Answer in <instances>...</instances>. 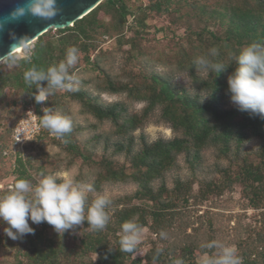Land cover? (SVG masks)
I'll list each match as a JSON object with an SVG mask.
<instances>
[{
	"label": "trees",
	"instance_id": "16d2710c",
	"mask_svg": "<svg viewBox=\"0 0 264 264\" xmlns=\"http://www.w3.org/2000/svg\"><path fill=\"white\" fill-rule=\"evenodd\" d=\"M139 1L136 5H129L125 0H103L71 26L55 29L54 38L47 35L51 29L40 35L32 42L24 57L15 59L13 54L8 56L14 58L15 63L11 65L15 69L4 72L1 67L4 63L9 64V61L6 59L0 63V97L8 89L19 91L25 97L24 106L31 105L38 119L43 116L46 108L59 112L61 110L63 115L69 117V110L65 105L69 102L76 103L80 112L92 118L93 122L88 123L87 127L94 133L92 131L84 140L77 139L76 135L86 129H82L69 117L72 131L62 138L56 135L52 138L67 153V161L80 157L86 166L94 168V177L90 182L94 191H100L103 184H136L137 188L133 193L110 199L107 211L112 214L103 230L93 231L87 221L82 223L90 230L80 238V244L85 250L97 254L95 264H175L176 260H183L184 264H198L194 251L197 249L201 254L205 251L211 254L213 248L206 249L194 240H187L178 246L180 255L175 261H165L164 258L172 254L176 246H173L172 251H169V245L159 249L152 247L141 256L137 255V247L132 253L121 251V225L138 217L137 223L143 227L148 226L162 240L160 234L172 227L175 220H181L176 199L184 195L181 194L182 190L188 192L190 188L189 178L181 179L178 176L173 179L174 196H167L170 191L164 178L177 167L179 157L192 175L200 162V150L210 146L220 154H226L235 147L236 160L240 158L239 146L251 136L261 141L257 154L259 162L252 164L242 157L237 176H240L239 182L250 189V206L255 209L264 207V118L240 111L235 104L228 107L231 100L227 83L228 77L238 66L236 57L242 48L252 43L264 44V0ZM162 11L175 12L178 20L187 25L189 38L194 39L190 44L192 53L183 51L180 54L174 53L172 57L175 66L186 72L191 85L189 88L175 83L168 75L150 67L149 60H156L141 51L135 43V38L146 27L147 12ZM107 16L109 20L104 21ZM196 25L197 30L191 29ZM125 29L133 30L135 35L121 42H127L129 47L120 49L123 58L119 73L110 71L111 64L101 65L99 58L90 63V54L97 47L99 38L115 36L118 42L124 38L122 35ZM69 47H76L82 61L95 68L97 74L93 79L100 92L124 93L128 99L144 100L147 103L144 112L152 110L155 105H161L162 118L169 124L174 136L171 139L160 137L150 143L140 136V147L134 151L135 139L132 133L141 125L143 115L127 113L121 102L103 103L84 88L76 91L58 89L47 101L36 103L35 85H29L24 80V72L32 66L47 69L58 64L65 59ZM200 57L213 64H222L225 70L221 73L212 69L203 70L196 63ZM75 68L76 66L70 69V73ZM23 115L21 113L17 121ZM106 121L111 127L106 131L100 130L98 125ZM48 133L50 131L42 127L41 135ZM9 136L11 138V131ZM38 138L39 134H36L30 139V145L36 143ZM98 149L101 151L100 155H96ZM4 150L0 148V152L6 155ZM120 155H123L128 166L118 163L117 157ZM31 158L33 156L14 153L13 167L17 175L15 181L28 180L27 168L32 167ZM35 171L40 174L41 179L47 175L43 163L36 166ZM159 180L162 182L157 185ZM204 187L208 192L217 189L215 183ZM185 197L182 198L184 202ZM92 200L90 199V203ZM90 203L88 200V204ZM31 227L34 234L25 238L28 244L24 253L28 263L25 264H56L57 255L61 251L58 246L61 243L47 235V229H54L53 226L42 222L39 227ZM109 232L113 234L111 243L106 235ZM237 255L242 258V264H264V233L255 232L254 239L246 242L244 249ZM17 264L23 263L18 261Z\"/></svg>",
	"mask_w": 264,
	"mask_h": 264
},
{
	"label": "rangeland",
	"instance_id": "374dc122",
	"mask_svg": "<svg viewBox=\"0 0 264 264\" xmlns=\"http://www.w3.org/2000/svg\"><path fill=\"white\" fill-rule=\"evenodd\" d=\"M129 5H136L139 0H125ZM212 1V0H210ZM109 17H105L104 21H108ZM145 28L140 31V34L135 38V43L139 46L141 51L151 55L156 61L150 62V67L156 71L168 75L175 83H181L183 86L189 88L190 82L186 76L185 71H181L175 66V61L172 59L173 54H180L183 51L192 53L191 41L194 40L188 36V28L186 24L178 20L177 14L173 11H162L160 13L147 12L145 17ZM198 29V25L191 28ZM55 29L48 32V37H55ZM135 35L133 30H124L121 40L118 42L115 36L101 37L98 40L97 47L90 54L89 61L92 63L94 59L99 58L100 64H111L110 71L119 73L122 62V52L129 47V44L121 43L122 40L129 39ZM121 43V44H120ZM32 43L22 48L21 52L14 53V58L19 59L24 57ZM76 68L71 72L74 73L80 83L79 88L88 90L92 95H96L98 99L106 104L121 102L127 113H136L143 115L141 125L133 131L135 143L133 145L134 151L140 147L138 142L139 137H143L147 143L153 142L157 138L171 139L174 136L169 124L163 120L161 115L162 106L155 105L152 110L144 112V107L147 103L142 101H135L126 98L124 93H107L98 90L94 76L97 72L92 64H85L79 55ZM4 72H11L14 69L12 65L5 64L1 67ZM62 91V89L60 90ZM25 98L22 93L15 89H8L3 92L0 97V148L5 149V154L0 152V197L12 190L15 184V177L13 161L14 153L20 152L21 155H30L32 167L27 168L29 174L28 180L36 185L40 182V174L35 171V167L43 163L47 175L65 171L69 174V178L74 181L91 182L94 177V168L86 166L80 157L72 158L71 162L67 161V153L62 150L52 140L53 133L48 135H41L40 126L39 138L36 143L30 145L27 142L24 145H16L10 136L17 125V117L24 114L28 106H24ZM232 102L228 103V107L233 106ZM30 106V105H29ZM68 108L70 118H73L75 124L79 125L83 130L77 134L76 138L84 140L90 136L93 130L87 127L88 123L93 122L92 118L79 111L78 105L74 102H69L65 105ZM61 112V110H60ZM37 115V114H36ZM38 117V116H37ZM100 130H108L111 126L109 122H103L98 125ZM94 133V131H93ZM116 138V136H115ZM260 139L250 137L248 140L239 146L238 155L240 158H235L236 148H232L226 154H220L215 148L207 146L200 150V162L192 175L182 162L181 157L177 161V167L166 174L164 182L172 195L175 194L173 179L180 176L181 179L189 178V190L184 192L180 198L176 199L178 202V209L180 210L181 220H175L172 227L168 228L164 233L162 240L158 239L154 233L150 231L148 226L143 227L144 231L140 238V243L136 246L138 248L137 255L141 256L146 250L150 248H161L169 245V251L173 246L176 250L172 254H168L165 259L175 261L179 257L180 252L178 246L185 243L187 240H193L199 245H205L212 241H220L227 245L234 246L237 253H240L246 242L254 239V234L257 231L264 233V207L253 208L250 206V189L246 188L244 184L239 182L237 176L241 165V158L244 157L247 162L257 164L259 162L257 154L260 147ZM13 143V144H12ZM100 149L96 150V155H100ZM237 155V154H236ZM237 157V156H236ZM96 158H98L96 156ZM232 160V163L231 161ZM119 164L123 163L128 166L127 161L123 159V155L117 157ZM46 175V176H47ZM163 180V179H162ZM158 181L157 185L162 182ZM215 183L217 189L213 192H208L204 185ZM137 188L135 183L126 182L118 184H103L100 191L95 193L107 192L109 198L121 197L129 195ZM187 194V195H185ZM186 196V197H185ZM185 197L186 201H182ZM90 199H94V194H89ZM138 203L137 201H133ZM150 203V202H149ZM177 209V208H176ZM86 214V213H85ZM112 212H109L111 215ZM30 227L32 225L39 227L40 224H33L29 220ZM9 225L6 222L0 221V264H17L18 261L25 264L28 259L24 254L27 251L26 234L16 240L9 238L4 229ZM87 226L82 224L65 232L57 233L54 229H47V235L53 236L57 243H61V251L57 255L56 264H95L97 261V254L85 250L80 244V238L88 230ZM182 229V230H181ZM107 239L111 243L113 241V234H107ZM190 236V237H188ZM189 238V239H188ZM240 246V247H239ZM218 250L213 248L212 253ZM171 253V252H169ZM195 258L199 261L201 253L196 249L194 251ZM211 253V254H212Z\"/></svg>",
	"mask_w": 264,
	"mask_h": 264
},
{
	"label": "clouds",
	"instance_id": "9594fccd",
	"mask_svg": "<svg viewBox=\"0 0 264 264\" xmlns=\"http://www.w3.org/2000/svg\"><path fill=\"white\" fill-rule=\"evenodd\" d=\"M60 12L57 0H25V3L13 8L7 17L0 20V30H3L5 24L29 15L51 20ZM29 41L21 40L19 47H26ZM79 54L76 47H69L65 59L58 64L47 69L32 66L24 72V80L29 85H35L36 103L47 101L58 89L78 90L80 81L74 73H70V69L78 63ZM6 59L10 66L15 63L14 58L5 56L0 57V63ZM196 63L205 71L212 69L221 73L225 70L222 64L210 63L204 57L198 58ZM236 63L238 66L227 81L231 102L240 111L264 118V44L252 43L242 48ZM39 123L58 138L72 131L71 119L53 108L44 109ZM90 193L94 194V199L88 204ZM110 204L107 192L95 193L92 183L74 181L67 172L58 171L45 176L36 185L29 180L18 179L12 190L0 197V221L9 225L4 231L13 240L34 234L29 220L37 225L47 222L57 233L73 229L85 221L93 231H99L110 221L107 211ZM137 220L138 217H133L121 225L119 243L123 252H134L140 243L144 228ZM160 235L163 237L166 234L162 232ZM202 247L218 251L212 254L203 252L198 264H242V258L237 255L234 246L212 241ZM175 264H184V261L176 260Z\"/></svg>",
	"mask_w": 264,
	"mask_h": 264
},
{
	"label": "water",
	"instance_id": "95a60500",
	"mask_svg": "<svg viewBox=\"0 0 264 264\" xmlns=\"http://www.w3.org/2000/svg\"><path fill=\"white\" fill-rule=\"evenodd\" d=\"M101 1L103 0H57V6L61 12L51 20L29 15L5 24L3 30H0V57L14 54L13 49L19 46L21 40L30 39L27 43L29 45L49 29L71 26ZM23 3L25 0H0V20L7 17L13 8Z\"/></svg>",
	"mask_w": 264,
	"mask_h": 264
},
{
	"label": "built area",
	"instance_id": "2783aa9c",
	"mask_svg": "<svg viewBox=\"0 0 264 264\" xmlns=\"http://www.w3.org/2000/svg\"><path fill=\"white\" fill-rule=\"evenodd\" d=\"M39 129V119L33 107L30 105L27 107L24 115L18 120L17 125L12 131V140L16 145L21 146L38 134Z\"/></svg>",
	"mask_w": 264,
	"mask_h": 264
},
{
	"label": "bare ground",
	"instance_id": "6f19581e",
	"mask_svg": "<svg viewBox=\"0 0 264 264\" xmlns=\"http://www.w3.org/2000/svg\"><path fill=\"white\" fill-rule=\"evenodd\" d=\"M22 48H24V47H15L14 49H13V52L14 53H19V52H21V50H22Z\"/></svg>",
	"mask_w": 264,
	"mask_h": 264
}]
</instances>
